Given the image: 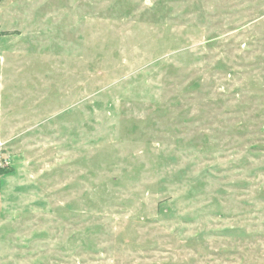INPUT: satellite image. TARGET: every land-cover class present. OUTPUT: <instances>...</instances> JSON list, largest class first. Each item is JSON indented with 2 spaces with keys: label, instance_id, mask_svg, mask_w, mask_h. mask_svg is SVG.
Listing matches in <instances>:
<instances>
[{
  "label": "rangeland",
  "instance_id": "374dc122",
  "mask_svg": "<svg viewBox=\"0 0 264 264\" xmlns=\"http://www.w3.org/2000/svg\"><path fill=\"white\" fill-rule=\"evenodd\" d=\"M0 264H264V0H0Z\"/></svg>",
  "mask_w": 264,
  "mask_h": 264
},
{
  "label": "trees",
  "instance_id": "16d2710c",
  "mask_svg": "<svg viewBox=\"0 0 264 264\" xmlns=\"http://www.w3.org/2000/svg\"><path fill=\"white\" fill-rule=\"evenodd\" d=\"M4 172H5V171H1V170H0V174H4Z\"/></svg>",
  "mask_w": 264,
  "mask_h": 264
}]
</instances>
